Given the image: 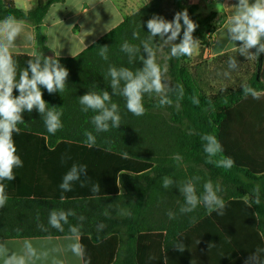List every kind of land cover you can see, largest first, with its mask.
<instances>
[{"label":"trees","instance_id":"1","mask_svg":"<svg viewBox=\"0 0 264 264\" xmlns=\"http://www.w3.org/2000/svg\"><path fill=\"white\" fill-rule=\"evenodd\" d=\"M61 1L38 0L34 10L24 11L14 0H0V19L14 15L18 20L39 27L49 7ZM185 9L197 24L193 36L200 40L199 57H202L209 45L207 34L217 28L216 14H200L198 6L190 0H152L75 57H52L46 50L37 54L59 59L69 71L63 92L50 95L41 87L49 107L62 111L63 127L54 135L50 134L37 110L23 113L25 122L18 125L20 132L14 134L23 167L14 169V181H2L8 201L0 208V239L72 235L70 228L76 226L88 264H120L123 252L120 246L123 245H127L123 264H142L140 247L143 241L149 237L163 238L165 249H168L173 236L209 215L201 204L193 212L186 213L183 219L177 217L182 214L180 208L185 203L179 187L189 179L199 177V181H194L198 195L203 192V184L211 180L214 185L221 186L219 195L225 204L237 202L251 214L264 260L263 53L255 59L253 76L244 83L258 92L259 99H253L251 95L245 97L242 86L208 94L191 69V56L171 58L168 46L167 59L160 62V43L156 37L157 63L168 68L170 90L166 95L171 104L161 105L160 96L146 94L143 99L146 112L137 117L127 110L124 97L112 95V102L119 107L121 126L97 132L91 122L96 113L82 111L79 103V97L87 92L107 90L111 94L110 77L107 76L110 66L132 71L143 67L140 57L146 58V53L142 47L129 63V55L121 51V45L127 41L141 46V41L149 35L147 21L154 14L171 21L177 12ZM133 33H138L139 38H134ZM182 37L183 27L175 42L179 43ZM105 45L108 46L107 60L99 55L100 47ZM251 51L255 52V49ZM13 55L18 72L27 66L28 59L34 57ZM178 85H182V95ZM17 94L14 90V95ZM194 98L198 104L193 103ZM86 132L95 137L91 146ZM205 135L216 138L221 146L219 152L210 154L205 150L207 142L202 139ZM62 150H70L72 154L69 162L58 164L57 154ZM176 155L181 157L179 161L173 159ZM225 158L234 161L233 167L218 166ZM74 164L85 165L87 176L82 175L80 180L72 183L68 196L56 193L55 189L34 197L25 191L31 186L29 192L33 194L34 177H43L49 168L55 172L58 170L55 168L61 167L67 173ZM166 176L174 181L168 189L162 186ZM54 178L56 184L61 177ZM94 185H99L98 192L92 191ZM256 186H259V205L251 203ZM54 209L75 212L74 216L68 217V223L63 224V231L49 224V214ZM153 210L163 211L167 218L149 219L145 214ZM169 211L175 214L174 219L168 218ZM81 216L84 217L82 221ZM161 231H167L165 239ZM133 246H137L135 251Z\"/></svg>","mask_w":264,"mask_h":264},{"label":"clouds","instance_id":"2","mask_svg":"<svg viewBox=\"0 0 264 264\" xmlns=\"http://www.w3.org/2000/svg\"><path fill=\"white\" fill-rule=\"evenodd\" d=\"M234 11L228 17L225 37L228 43L236 46L240 56L247 59H258L261 53H264V0H238V4L232 7ZM183 21V25L181 24ZM183 27V37L179 43H176L181 35ZM197 24L189 17L187 9L177 12L171 21L166 20L160 15H153L147 21L148 37L141 41V46H135L125 41L121 45V51L129 55V63L134 61L137 53L141 52V47L145 56L141 55L143 67L132 71L126 67L116 68L110 66L107 76L110 77L111 94L104 90L101 93L87 92L79 97V103L82 111L92 110L96 114L91 118L92 124L97 132H107L111 128L121 126V116L119 107L112 102V95H120L126 101L127 110L133 115L140 117L146 112L143 104L144 96L156 94L161 97L160 104H171L167 98L166 92L169 86L166 81L168 71L167 65L163 67L157 63L156 47L158 43L154 42L159 37V43L163 46H170V57L181 58L192 56L199 47L200 40L194 38L193 33ZM134 38H139L138 33H133ZM166 37V38H165ZM20 38L25 44H31L36 37L31 31L26 30L23 21L18 20L14 15L5 16L0 19V208H3L7 201L6 186L2 181H14L16 176L14 169L23 167V160L17 154V147L14 140V134H18L20 129L18 125L24 123L23 113H31L33 109L37 110L44 120L45 127L50 134H55L63 127L61 116L62 111H57V107H49L43 99L41 87L47 90L51 95L57 92H63L67 85L69 71L61 65L59 59L51 57H42L34 55L28 59L27 66L18 72V63L14 58L12 49L16 46L17 39ZM255 49V52L251 50ZM108 46H101L99 55L108 59ZM238 61L234 57L228 60V67L236 69ZM225 77L229 72H224ZM243 95H251L253 99H259L258 92L251 86L244 84ZM182 95V85L177 86ZM14 90L17 95H14ZM193 103L198 104L197 99ZM89 145L95 143V137L91 132L85 133ZM207 142L206 151L210 154L219 152L221 146L215 137L205 135L202 137ZM211 145L212 147H208ZM173 159L179 161L181 157L176 155ZM234 161L231 158H225L218 162V166L231 168ZM87 176V167L85 165H73L64 175L60 188L62 191H71L73 182L80 180L81 176ZM199 177H194L184 182L179 187V191L184 196L185 203L181 206L182 214L193 212L199 205H203L210 215L217 212L223 215L226 207L225 201L219 193L222 191L219 184L214 185L211 180L203 184V192L198 195L194 181H199ZM174 181L170 177H164L162 186L165 189L170 188ZM83 186V185H82ZM93 192L99 191V185H94ZM255 198L252 204H260L259 186L254 189ZM63 200L64 197L62 196ZM107 215V213H105ZM75 212L69 210H52L49 214V224L52 228L63 231V224L68 223V217L74 216ZM169 219H174L175 214L168 212ZM82 221L83 216L79 217ZM103 228V225L100 226ZM72 240L67 245V251L79 258L83 264L85 261V248L79 242V228L73 226L70 228ZM199 243V241H198ZM212 244H209V248ZM176 250L185 251V245L180 242L174 246ZM60 249H57L59 251ZM41 256H47V253H38L30 241H24L22 254L9 252L6 243L0 242V260L2 264H35V261ZM61 264V262H57ZM245 264H264L258 256L253 253L249 256Z\"/></svg>","mask_w":264,"mask_h":264},{"label":"crops","instance_id":"3","mask_svg":"<svg viewBox=\"0 0 264 264\" xmlns=\"http://www.w3.org/2000/svg\"><path fill=\"white\" fill-rule=\"evenodd\" d=\"M151 1L63 0L56 2L49 7L39 27L23 21L26 30L31 31L36 39L31 44H25L18 38L16 46L12 49L13 54L34 56L46 50L52 57H75ZM14 2L24 11L34 10L38 4V0H14ZM190 3L197 5L202 15L215 13L217 25L204 55L199 57V44L198 49L191 56V63L198 67L202 61L220 60L222 56L238 52L236 46L239 47L240 42H236L235 46L228 43L225 37L228 17L234 11L232 7L238 4V0H190ZM197 70L198 68L195 70L196 77L199 78ZM71 154L70 150H62L57 154L56 162L58 164L59 162L63 164L66 160L69 162ZM55 169L58 170L54 172L52 168H49L44 172L43 177H34L31 188L35 191L33 194L29 192L31 186L25 191L34 197V195H46L55 189L56 193H62L64 197L68 196L69 191L64 192L59 187L66 172L61 167ZM56 176L61 178L55 184ZM123 192L125 191H121ZM225 205L223 215L213 212L191 228L173 236L168 249H165L163 238L149 237L146 242L143 241L140 247L142 264L159 262L160 264H245L253 253H258L260 260L264 262L251 214L237 202H229ZM145 215L149 219L167 218L166 213L157 210ZM177 217L183 219L185 214H177ZM161 232L165 239L167 231ZM70 236L10 238L0 239V242L6 243L10 253L22 254L24 241H30L38 253H47L46 257L41 256L35 264H57V262L83 264L71 251L66 250L67 245L72 242ZM126 239L127 236L124 235V241ZM79 242L82 244L80 236ZM180 242L186 246L183 252L174 247ZM209 244H212L210 248ZM135 247L137 248V246L132 248L134 251ZM120 248L123 251L120 264H123L126 259L127 245ZM57 249L60 250L57 251ZM117 261L119 262V259Z\"/></svg>","mask_w":264,"mask_h":264},{"label":"rangeland","instance_id":"4","mask_svg":"<svg viewBox=\"0 0 264 264\" xmlns=\"http://www.w3.org/2000/svg\"><path fill=\"white\" fill-rule=\"evenodd\" d=\"M212 33L207 34V38L210 40ZM166 38V37H165ZM159 58L160 62L164 63L168 56V46H163L160 43L159 48ZM167 54V55H166ZM230 57H234L238 61V66L236 69H230L228 67V60ZM165 64L162 65V67ZM191 69L196 74V68L199 78H197L199 85L208 94L217 93L219 90L224 88H234L239 87L246 83L255 72V59H247L244 56H240L239 52L229 54L220 60L214 59L212 61H202L197 67L194 63H191ZM224 72H229L230 75L225 77ZM166 81L168 84V77L166 74Z\"/></svg>","mask_w":264,"mask_h":264}]
</instances>
